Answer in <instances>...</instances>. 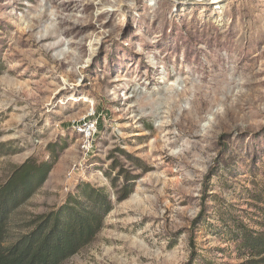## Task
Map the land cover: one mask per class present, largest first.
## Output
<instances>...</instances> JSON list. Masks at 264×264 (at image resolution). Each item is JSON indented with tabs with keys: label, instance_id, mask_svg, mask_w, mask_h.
Returning a JSON list of instances; mask_svg holds the SVG:
<instances>
[{
	"label": "rangeland",
	"instance_id": "rangeland-1",
	"mask_svg": "<svg viewBox=\"0 0 264 264\" xmlns=\"http://www.w3.org/2000/svg\"><path fill=\"white\" fill-rule=\"evenodd\" d=\"M0 144L59 155L6 245L86 182L131 194L64 264H264V0H0Z\"/></svg>",
	"mask_w": 264,
	"mask_h": 264
},
{
	"label": "trees",
	"instance_id": "trees-1",
	"mask_svg": "<svg viewBox=\"0 0 264 264\" xmlns=\"http://www.w3.org/2000/svg\"><path fill=\"white\" fill-rule=\"evenodd\" d=\"M5 146L0 144V155ZM56 147L49 145L48 150L53 152ZM54 153L47 161L29 158L13 167L10 176L0 185V264H64L96 239L115 203L131 194L126 187L125 193L115 201L105 188L80 182L76 193L64 204L37 216L28 233L6 245L12 213L26 204L47 181L59 160V155ZM238 237H242L237 239L243 248L264 255V238L245 236V233ZM261 261L264 262V258Z\"/></svg>",
	"mask_w": 264,
	"mask_h": 264
},
{
	"label": "built area",
	"instance_id": "built-area-1",
	"mask_svg": "<svg viewBox=\"0 0 264 264\" xmlns=\"http://www.w3.org/2000/svg\"><path fill=\"white\" fill-rule=\"evenodd\" d=\"M95 115L96 114L93 112V114L90 115V117L88 118L87 122H83V123L80 122L77 125L78 127H75L77 132L81 134L79 148L81 153L83 154V159H85V157L90 155L93 148L95 137L97 135L98 126H97V119H95L96 117ZM77 168L78 167H75L69 172L68 178L70 180L76 177L78 172L75 171Z\"/></svg>",
	"mask_w": 264,
	"mask_h": 264
},
{
	"label": "water",
	"instance_id": "water-1",
	"mask_svg": "<svg viewBox=\"0 0 264 264\" xmlns=\"http://www.w3.org/2000/svg\"><path fill=\"white\" fill-rule=\"evenodd\" d=\"M179 1H183V2H196V1H206V0H179Z\"/></svg>",
	"mask_w": 264,
	"mask_h": 264
},
{
	"label": "bare ground",
	"instance_id": "bare-ground-1",
	"mask_svg": "<svg viewBox=\"0 0 264 264\" xmlns=\"http://www.w3.org/2000/svg\"><path fill=\"white\" fill-rule=\"evenodd\" d=\"M218 1H220V0H218Z\"/></svg>",
	"mask_w": 264,
	"mask_h": 264
}]
</instances>
